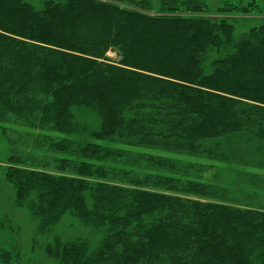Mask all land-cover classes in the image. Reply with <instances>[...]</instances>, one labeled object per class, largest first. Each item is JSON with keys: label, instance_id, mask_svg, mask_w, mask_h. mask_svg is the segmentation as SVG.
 <instances>
[{"label": "trees", "instance_id": "trees-1", "mask_svg": "<svg viewBox=\"0 0 264 264\" xmlns=\"http://www.w3.org/2000/svg\"><path fill=\"white\" fill-rule=\"evenodd\" d=\"M260 4L0 0L13 205L40 234L89 231L54 235L49 260L264 264V20L241 26Z\"/></svg>", "mask_w": 264, "mask_h": 264}, {"label": "rangeland", "instance_id": "rangeland-1", "mask_svg": "<svg viewBox=\"0 0 264 264\" xmlns=\"http://www.w3.org/2000/svg\"><path fill=\"white\" fill-rule=\"evenodd\" d=\"M36 7L40 6L42 0H29ZM210 12H214L218 6V0H205ZM249 0H246V2ZM260 4L261 0H256ZM152 6H156L158 0H149ZM262 8L264 5L260 4ZM264 20V16H253L241 20L243 29L250 26L258 25ZM238 26V23H236ZM238 26L235 30V36L239 34ZM114 57V55H109ZM1 125V124H0ZM5 139L0 136V214H7L9 210L13 232L0 231V246L5 249L16 247L19 252L20 264H56L49 260L45 255V247L51 242L54 235L66 236L67 234L84 233L89 231L81 227L74 220L67 216L55 225L48 233L40 234L37 232L38 222L33 218L25 208H16L13 205L14 191L12 186L7 182L4 175V160L6 154ZM73 223V224H72Z\"/></svg>", "mask_w": 264, "mask_h": 264}, {"label": "water", "instance_id": "water-1", "mask_svg": "<svg viewBox=\"0 0 264 264\" xmlns=\"http://www.w3.org/2000/svg\"><path fill=\"white\" fill-rule=\"evenodd\" d=\"M114 54H115V50L113 48L107 51V55H114Z\"/></svg>", "mask_w": 264, "mask_h": 264}]
</instances>
